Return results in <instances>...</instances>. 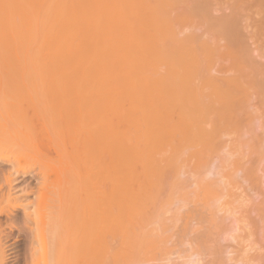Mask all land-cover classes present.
<instances>
[{
	"label": "bare ground",
	"instance_id": "obj_1",
	"mask_svg": "<svg viewBox=\"0 0 264 264\" xmlns=\"http://www.w3.org/2000/svg\"><path fill=\"white\" fill-rule=\"evenodd\" d=\"M48 1L0 0V215L22 210L15 239L25 245L19 260L1 229L0 264H236L231 241L244 244L246 264H264V200L247 183L264 151L246 145L264 135V0ZM104 9L115 20L99 21ZM82 56H99L97 76L89 70L111 81L85 82ZM185 166L193 180L183 191ZM54 170L64 183L49 181ZM69 178L85 193L77 205Z\"/></svg>",
	"mask_w": 264,
	"mask_h": 264
},
{
	"label": "rangeland",
	"instance_id": "obj_2",
	"mask_svg": "<svg viewBox=\"0 0 264 264\" xmlns=\"http://www.w3.org/2000/svg\"><path fill=\"white\" fill-rule=\"evenodd\" d=\"M8 1H9V0H8ZM39 1L42 2V3H47L46 1H48V0H39ZM52 1H53V0H52ZM11 2H12V1H11ZM48 2H51V0H49ZM107 7H108V5H107ZM108 8H111V6L108 7ZM108 10H109V11H108ZM103 12H104V13H103ZM103 12H101V13L99 14V15H102V16L99 17V18H102V19H100L99 21H103V19L105 18V16H107V18H108V16L110 17V15H113V13H115L114 10H111V9H104ZM116 12H117V11H116ZM104 15H105V16H104ZM114 15H115V14H114ZM114 15H113V16H114ZM115 16H116V15H115ZM115 16H114V20H115ZM107 18H105V19H107ZM111 18H112V17H111ZM105 19H104V20H105ZM108 19L111 20L110 18H108ZM108 19H107L106 21H108ZM112 19H113V18H112ZM114 20H113V21H114ZM111 22H112V21H111ZM109 25H112V24L109 23ZM109 25H108V26H109ZM113 25H114V23H113ZM30 26H31V25H29L28 28H30ZM34 27H35V26H34ZM36 27H37V26H36ZM36 27H35V29H36ZM106 27H107V25H106ZM107 28H108V27H107ZM115 28H116V26H115ZM115 28H111V29H112V31L117 29V30L115 31V32L117 33V31H119V30H118L119 28H116V29H115ZM36 30H37V29H36ZM109 30H110V28H109ZM120 31H121V30H120ZM34 32H35V35H36L37 32H36L35 30H34ZM29 33H30V34H29ZM109 34L112 36L111 33H109ZM119 34H120V33H118V35H119ZM121 34H123V33H121ZM121 34H120V37H121ZM114 35L116 36L117 34H114ZM118 35H117V36H118ZM26 36H28L27 38H31V37L33 36V30H32V33H31V32H27V33H26ZM30 36H31V37H30ZM105 36H106V35H105ZM108 36H109V35L107 34V37H108ZM46 37L48 38L49 36H46ZM46 37H44L43 39H45ZM109 37H110V36H109ZM118 38H119V36H118ZM118 38L115 37V39H118ZM31 39L33 40V37H32ZM36 39H37V38H36ZM49 39H50V37H49ZM49 39H45V40H47V41L43 40V44H44L45 42H48ZM106 39H107V38H106ZM37 40H38V39H37ZM51 41H52V40L49 41L50 43H45V44L47 45V46L45 45V47H44L45 49H44V48L41 49L40 46H39V48H38L39 51H40V49H41L42 52H43L42 54H44V56H42V57L44 58L43 60H45V65H46V64L48 65V64L50 63V61L52 62V60H53V59H52V56L50 57V55H49V54H51V53H50V51H51L50 48H51L52 46H54L53 43H51ZM49 44H50V45L52 44V46L49 47V46H50ZM33 47H34V48H33ZM48 47H49V48H48ZM38 49H37V45L35 46L34 43H33V45H31V46L28 47V50H27L28 53L26 52V57H25V58H26V59H25L26 63H25V65H26V67H27V65H28V69H29V70H28V69H26V70H28V71L30 72V73L28 72L30 75H31V73L33 72V70H32L31 68H33V69L35 68V67H34L35 64H36L35 59L37 58L36 56H37L38 53L41 52V51L39 52ZM52 49H53V47H52ZM33 50H34V51H33ZM53 50H54V49H53ZM32 51H33V53H32ZM44 52H45V53H44ZM29 53H30L31 55H30ZM36 53H37V54H36ZM46 53H48V54H46ZM52 53H53V51H52ZM35 54H36V55H35ZM38 55L40 56V54H38ZM46 55H49V57H46ZM51 55H53V54H51ZM113 55H114V54H113ZM33 56H34V57H33ZM115 56L117 57V55H115ZM82 57L85 58V57H88V56H82ZM96 57H97V56H95V58H96ZM73 58L76 59V57H72L71 59H73ZM79 58H80V57H79ZM90 58H91V57H90ZM93 58H94V57H93ZM95 58H94V60H93V59H89V57H88V59L85 58L86 61H85L84 59L81 60L82 58H80V59H79L80 61H78V63H79V62L84 63V62H87V61H88V62L91 61V62H89L90 64H89L88 66H87L86 63H85L84 65L87 66V67L85 66L86 69H87V72H89V71H90L89 69L91 68V71L94 70L93 72L96 73V72H97V69H99V71H100V68H97V67H96L97 69L93 68V67H95V66L93 65V64H95ZM98 58H99V56L96 58V60H100V59H98ZM108 58H109V57H108ZM111 58H112V56H111ZM111 58H110V59H111ZM114 58H115V57H114ZM117 58H118V57H117ZM46 59H47V61H49V59H52V60H50L49 63H48V62L46 61ZM69 59H70V58H69ZM69 59H68V60H69ZM71 59H70V60H71ZM77 59H78V58H77ZM77 59H76V60H77ZM104 59L107 60V56H105ZM112 59H113V58H112ZM121 59H122V57H121ZM121 59L118 58L117 61H116V59H115L114 64H116L115 62H117V64H118V63L120 64V61H118V60H121ZM102 60H103V59H102ZM122 60H123V59H122ZM125 60H126V59H125ZM65 61H66V60H65ZM71 61L76 62L74 59L71 60ZM83 61H84V62H83ZM104 61H105V60H104ZM104 61H99V62H102V64H98V63L96 62V64H97L96 66H98V65H104V63H105ZM108 61L111 62L110 60H108ZM34 62H35V64H34ZM103 62H104V63H103ZM112 62H113V60H112ZM112 62H111V64H112ZM123 62H124V61H123ZM43 63H44V61H43ZM76 63H77V62H76ZM78 63H77V65H78V69H77V67H76V66H77L76 64H75L76 66H73L74 64L72 65V68L75 69V67H76V69H77V70H76V69H75V70L73 69L74 71H79L80 69H83V68H82V67H83L82 63H80V66H79ZM121 63H122V62H121ZM126 63L128 64V62H126ZM31 64H32V65L34 64V66H32ZM107 64H108V63H107ZM109 64H110V63H109ZM109 64H108V65L105 64L106 67H105V66H104V67L106 68V70H107V67L110 66ZM119 64H118V66H119V68H120L121 65H122L123 63H122L121 65H119ZM123 65H124V64H123ZM123 65H122V66H123ZM81 66H82V67H81ZM114 66H115V65H114ZM30 67H31V68H30ZM70 67H71V66H70ZM79 67H81V68L79 69ZM85 67H84V69H85ZM112 67H113V66H111L110 68H112ZM124 67H125V65H124ZM124 67H123V68H124ZM127 67H129V66H126V68H127ZM72 68H71V69H72ZM114 68H118V67L115 66V67H113V69H114ZM123 68H122L121 72L123 71ZM84 69H83V70H84ZM103 69H104V68H103ZM124 69H125V68H124ZM133 69H135V68H132V67L129 68V70L131 71V72H130V71H129V72H130V73H133V71H132ZM83 70H80V71H82L81 73H83ZM114 70H115V69H114ZM118 70L120 71V69H118ZM126 70L128 71V69H126ZM80 71H79V72H80ZM84 71H85V70H84ZM91 71H90V73H91ZM104 71H105V69H104ZM104 71H102V73H103ZM116 71H117V70H116ZM116 71H114V72L116 73ZM105 72H106V71H105ZM108 72H110V71L108 70ZM108 72H107V73H108ZM114 72H112V70H111L110 74H111L112 76H114V74H113ZM117 72H118V71H117ZM124 72H126V71H124ZM98 73H99V72H98ZM119 73H120V72H119ZM126 73L128 74V72H126ZM134 73H135V70H134ZM134 73H133V74H134ZM88 74H89V73H86V72H85V74H83V76H84V77H83V80H84V78H86L85 82H86L87 80H89V82H90V81H93V80H94V77L97 76V73L95 74V76H94L92 73H91V75H90V74L88 75ZM103 74H105V73H103ZM103 74H99V75H98L99 78H98V77H95V78H96V79L98 78L100 81H104L103 78H104L105 80H107L108 77L104 76ZM110 74L108 73L107 75L109 76ZM122 74H123V76H124V75H127V74H125V73H122ZM122 74L120 73V74L118 75L119 77H118V76H114V77H115V78L118 77L117 79H119V78H121V75H122ZM27 75H28V74H27ZM85 75H86V76H85ZM115 75H117V74H115ZM123 76H122V77H123ZM128 76H129V74H128ZM128 76H127V77H128ZM130 76H131V77H134L135 74H134V76H132V74H130ZM136 76H137V73H136ZM136 76H135L133 79L136 80ZM156 76H157V75H156ZM91 77H93V78H91ZM109 77H111V76H109ZM29 78H30V77H28V80H27V78H26V81H27V82H30V81H31V80H29ZM115 78H113L112 80H116ZM123 78H124V79H123ZM123 78H122L123 81L126 82L125 79H127V80L129 81V78H130V77H128V78L123 77ZM152 78H153V77H152ZM154 78H155V77H154ZM154 78H153V79H154ZM156 78H157V77H156ZM92 79H93V80H92ZM96 79H95V81H97ZM110 79H111V78H110ZM110 79H108L107 81L109 82ZM5 80H6V78H5ZM100 81H99V82H100ZM110 81H111V80H110ZM116 81H118V82L120 81V84H121V82H122V80H116ZM31 82H32V81H31ZM31 82H30V83H31ZM124 82H122L123 87H124V85L126 84V83H124ZM144 82H145V81H144ZM150 82H151V81H150ZM32 83H33V82H32ZM45 83H46V82H45ZM47 83H48V82H47ZM87 83H88V82H87ZM95 83H96V82H95ZM104 83H105V82H104ZM113 83H114V81H113ZM115 83H117V82H115ZM136 83H137V80H136ZM138 83L140 84V82H138ZM148 83H149V80H148ZM28 84H29V83H28ZM96 84H99V83H96ZM96 84H95V85H96ZM107 84H108V83H107ZM107 84L105 83V85H107ZM29 85H30V84H29ZM102 85H103V83H102ZM109 85H114V84H109ZM117 85H119V83H118ZM140 85H142V84H140ZM146 85H147V84H146ZM143 86H144V84H143ZM124 93H125V92H122V95H123ZM124 96H125V95H124ZM124 96H123V97H124ZM124 98H125V97H124ZM124 98H123V102H124V101H127V99L125 98V100H124ZM127 102H128V101H127ZM124 103H125V102H124ZM125 104H126V103H125ZM125 104H124V105H125ZM127 104H128V103H127ZM126 106H127V105H125V107H126ZM131 108H132V107H131ZM139 108H140V107H139ZM132 109H133V108H132ZM140 109H141V108H140ZM263 119H264V118H263ZM260 121H261V119L259 120V122H260ZM254 124H256V122H255ZM254 124H253V125H254ZM259 124H260V123H257L258 126H259ZM262 124H263V123H262ZM257 125L254 126V128H255V129L253 130V131H254V134H255V132L258 131L257 128L260 129ZM260 125H261V124H260ZM125 126H126V125H125ZM125 126H124V127H125ZM131 127H132V126H131ZM131 127H130V128H131ZM252 127H253V126H252ZM256 127H257V128H256ZM125 128H126V127H125ZM134 128H135V127H133L132 129H129V128H128V129H129V131H130V130L133 131ZM123 129H124V128H123ZM128 129H126V131H127ZM263 129H264V127H263ZM263 129H260V131H258L257 133H259V132L263 133V132H264V131L262 132ZM255 130H257V131H255ZM130 133H131V132H130ZM261 133H259V134H261ZM252 134H253V133H252ZM252 136H253V135H252ZM260 136H261V137H260ZM260 136H258V135L256 136L257 138L260 137V138H258L257 141L255 140L256 137H255V138H253L254 136L252 137V138L254 139V141L258 144V145L256 146V143H254L255 146H256L255 149L253 148V147H255V146L252 144V145H253V147H252L251 144L249 143V142L252 143V141L250 140V138H248V137H244L246 140H250L249 142H247V141H244V142H245V143L247 142V143L250 144V145H249V144L246 143L247 147L251 148V149H249V150L254 151V150L258 149V152L261 154V152L264 151V144L262 143V142H263V141H262V139H263L262 137H264V135L261 134ZM242 139H243V138H242ZM242 139H241V142L243 143ZM243 140H244V139H243ZM254 141H253V142H254ZM174 142H175V141H174ZM138 143H140V141H139ZM242 145H243V144H242ZM246 145H244V148H245ZM250 146H251V147H250ZM247 147H246V149H247ZM252 148H253V149H252ZM246 151H247V150H246ZM256 152H257V151H256ZM258 152H257V153H258ZM263 153H264V152H263ZM158 154H160V155H161V154H164L163 156L165 157V155L167 156V154H169V151L166 149L165 151H161V152H159ZM158 154L155 153V154H154V157L157 156L158 158H160L161 156L159 157ZM221 154H222V153H221ZM221 154H220V155H221ZM263 155H264V154H262V156H263ZM257 156H258V154H256V156H253L254 159L258 158ZM185 157H186V156H185ZM220 157H221V156H220ZM223 157H224V156H223ZM259 157H260V156H259ZM155 158H156V157H155ZM260 158H261V157H260ZM184 159H185V158H184ZM258 159H259V158H258ZM156 161H157V159H156ZM186 161H187V160H186ZM263 161H264V159H263ZM158 162H159V161H158ZM191 162H192V161H191ZM261 163H262V161L260 162V164H261ZM160 164H161V163H160ZM162 164H163V163H162ZM187 164H189V163H187ZM263 165H264V162H263ZM263 165L261 164V165L258 166V171H257V173H258V172H259V173H258V174H255V173H254L255 175L253 174V176L249 179L250 181L247 182L248 185L251 184V185H249V186L247 185L248 187L251 186V187H250L251 190H249V192L251 191V192H250L251 195H254V197H255L256 199H258V201H259V200L261 201L262 199L264 200V187H263V186H264V179H263V178H264V170H263L264 166H263ZM43 166H45V165H43ZM138 166H139V168H140L141 165L137 164V167H138ZM261 166H262L263 168H261ZM57 167H58V168H57ZM62 167H63V165H62ZM66 167H67V165H66ZM66 167H65V165H64V168H66ZM137 167H136V169H137ZM186 167H187V166L183 167V168H184L183 170H186L187 172H186V171H183L184 173H181L183 177L186 175V176L183 178L184 181L186 180V186H185V187L182 186V182H183V181H181V186H182V188H184V189H182L183 191H184L186 188H188L187 185H188L189 181H190V180H191V181L193 180L192 177H191V178H188L189 175H191V173H190V172H191V169H189V168H191V167H189V168H188V167L186 168ZM53 168H56V169H57L56 171H57V172L59 171L60 173H61L60 170H63V171H64V168L62 169L60 165H58V166L56 165V167H53ZM69 168L71 169L70 166H69ZM69 168H68V169H69ZM139 168H138V172H139ZM59 169H60V170H59ZM56 171L54 170L53 173H51V174H54V176H55L54 178H53L52 175H50V176H52V177H51L52 179L50 178L51 180H49V178H48V180H49L50 182H52L53 180H54V181L56 180L55 182H58L57 180L60 179V175H58L59 172H58V174H56V173H57ZM66 171H68V170H66ZM136 171H137V170H136ZM55 172H56V173H55ZM140 172H141V171H140ZM32 173H33V170H31V171L27 174L26 177L30 176ZM185 173H186V174H185ZM55 174H56V175H55ZM181 174H180V175H181ZM183 174H184V175H183ZM64 175H65V174H64ZM138 175H139V174H138ZM180 175H179V176H180ZM180 177H181V176H180ZM211 177H212V176H211ZM257 177H258V178H257ZM56 178H57V179H56ZM238 178H239V177H238ZM63 179H64V177H63ZM63 179H62V182L64 183ZM71 179H72L73 182L70 181V178H69V182H72V183H68L70 189H69L68 186H67L66 188H68V189H67L68 191H66V189H65L64 191H66V193H68V192L70 191L69 194L72 196V201H70L69 199H66V200H69L72 204L74 203L75 205H77V203H75V202L78 200L77 198L80 197V195H82V194H83V197H82V198H84V194H85V193H83L84 191L81 190V188H80L81 185L78 186L79 188L77 187V185H79V183L81 184L80 179H78V183H76V184H75V182H74V180L76 181V179H73V178H71ZM174 179H175V178H174ZM187 179H188V180H187ZM258 179H259V180H258ZM176 180H177V179H176ZM179 180H180V178H179ZM179 180H177V181H178V182H177L178 184H180V183H179ZM181 180H182V177H181ZM253 180H255V181L252 183L251 181H253ZM37 181H39L38 178H35L34 180H31V184H35V182H37ZM174 181H175V180H174ZM50 182H49V185H51ZM55 182H53V183H55ZM59 182H61V179H60ZM59 182H58V183H59ZM62 182H61V183H62ZM76 182H77V181H76ZM136 182H137V181H136ZM136 182H135V184H136ZM138 182H139V181H138ZM138 182H137V183H138ZM164 182H165V181H164ZM164 182H163V184H165ZM58 183H57V186H59ZM177 183H176V185H177ZM55 184H56V183H55ZM71 184H73V185H71ZM133 184H134V181H133ZM133 184H131L132 187H135V185L133 186ZM167 184H168V183H167ZM173 184L175 185V183H173ZM173 184H172V185H169V184H168V185H169V186H173ZM53 185H54V184H53ZM61 185H62V184H61ZM137 185H138V184H137ZM165 185H166V184H165ZM165 185H164V186H165ZM168 185H166V186H168ZM243 185H244V184H243ZM29 186H30V184H29ZM54 187H55V186H50V187L48 186V189H49V190L47 189V191H49V192L51 191L50 193H54L53 191H56V192H57L58 190H55ZM59 187H60V186H59ZM136 187H137V189L139 188L138 186H136ZM161 187H163V186H161ZM175 187L177 188V186H174L172 190H171V189H167V190H165V191L171 190V191L174 192V188H175ZM191 187H193V186H191ZM191 187H190V189H191ZM75 188H76V190L79 189V195H78V191H75V192H76V195H75V192H74L73 190H72L73 195L71 194V189H75ZM167 188H168V187H167ZM178 188H179L178 190H181V189H180V188H181L180 186H179ZM258 188L260 189V191H259ZM33 189H34V188H33ZM56 189H58V188H56ZM147 189H148V188H147ZM160 189H162V188H160V186H159V190H160ZM163 189H166V187L163 188ZM131 190H132V189H131ZM133 190H135V189L133 188ZM157 190H158V188H157ZM175 190H176V192L178 191L177 189H175ZM138 191L140 192V190H138ZM160 191H162V190H160ZM183 191H181L180 195L182 194ZM247 191H248V189H247ZM80 192H82V194H80ZM163 192H164V190H163ZM178 192H179V191H178ZM249 192H248V193H249ZM254 192H255V193H254ZM33 193L36 195V194H37V191L34 189L33 192H30L29 195H28V194L26 195V198L29 199V200H32V199L35 197V195H34ZM50 193H49V194H50ZM156 193H157V192H156ZM156 193H155V195H154L153 198H156V200H157V199L159 198V196H160L159 194L162 193V192L159 193V191H158V193H157V194H156ZM168 193H169V191H168ZM168 193H166V195H167ZM174 193H175V192H174ZM174 193H173V194H174ZM250 193H249V194H250ZM258 193H259V194H258ZM261 193H262V194H261ZM63 194H64V192H63ZM63 194H62V195L59 194V195L61 196L62 200H63V198H66L67 196H69V198L71 199V196H70L69 194H68L67 196H65L66 194H64V195H63ZM163 194H164V193H163ZM170 194H171L172 196H174V195L172 194V192H171ZM170 194H169L168 196L171 198L172 196H171ZM177 194H178V193H177ZM32 195H33V196H32ZM50 195H51V194H50ZM166 195H165V194H164V196L161 195L160 198H161L162 196L165 197ZM175 195H176V194H175ZM256 195H259L260 197H259V196L256 197ZM261 195H262V196H261ZM31 196H32V197H31ZM63 196H64V197H63ZM74 196H75V197H74ZM176 196H179V194L176 195ZM23 197H24V196H23ZM54 197H55V196H54ZM73 197L75 198V202H74ZM157 197H158V198H157ZM163 197H162V200H164ZM169 197H168V198H169ZM58 198H59V197H58ZM80 198H81V197H80ZM80 198H79V201H80ZM62 200H61V202L64 201V200H63V201H62ZM66 200H65V201H66ZM158 200H159V199H158ZM55 201H56V199H55ZM65 201H64V202H65ZM69 201H66V202L68 203ZM79 201H78V205H79V204L81 205V203H80ZM82 201H83V200H82ZM66 202H65V203H66ZM59 203H60V200H57L56 204L58 205ZM53 204H54V205H53V208H55V210L57 211L55 214H57V213L59 212V211H58V207H57V205L55 204V202H54ZM72 204H71V205H72ZM60 205H61V203H60ZM63 205H64V204H63ZM67 205H68V204H67ZM67 205H66V206H67ZM75 205H72V207L74 206V207H73L74 209H76V206H75ZM80 205L77 206V207L80 208ZM58 206H59V205H58ZM63 207H65V206H63ZM70 207H71V206H70V203H69V205L67 206V208L65 207V208H63V209H64V210H65V209L68 210V208H70ZM32 208H33V206H32ZM47 208H48V207H47ZM47 208H46V210L44 209L45 212L47 211ZM53 208L51 207V209H53ZM61 208H62V207H61ZM73 208H72V210L74 211ZM79 208H77V210H78ZM49 209H50V207H49ZM49 209H48V210H49ZM63 209H61V211H63ZM55 210H54V212H55ZM59 210H60V209H59ZM69 210H71V208H70ZM21 211H22L21 209H19V210H17V211H14L15 213H13V215H12V217H13V216H14V217H13V218L10 217L9 219H7V217H6L5 215H0V220L2 221V222L0 221V224L2 223V224L0 225V230L2 229L1 231L3 232V233L1 232V234H2L3 236H4V235H5V236H6V235L8 236V238H7V240H6L8 243L15 242L14 244H18V245H16V247H15V249H16L15 255L17 256V258H18L19 260L21 259L22 254H23V252H24V248H25L24 241H23L24 238H22L23 236H20V237H19V239L21 238L20 240L18 239V240L16 241V239H15V238H16L15 236H17V235L19 234V229H20V228H19L18 226L20 225V219H21L20 216L22 215ZM42 211H43V210H42ZM42 211H41V212H42ZM61 211H60V212H61ZM65 211H66V210H65ZM75 211H76V210H75ZM16 212H17V213H16ZM43 212H44V211H43ZM50 212H51V210H50ZM52 212H53V210H52ZM54 212H53V213H54ZM48 213H49V212H47V214H48ZM62 213H64V212H62ZM14 214H15V215H14ZM17 214H18V215H17ZM40 214H41V213H40ZM43 214H44V213H43ZM49 214H50V213H49ZM60 214H61V213H60ZM19 215H20V216H19ZM53 215H54V214H53ZM73 215H74V214H73ZM49 216H50V215H49ZM4 217H5V218H4ZM42 217H43V215H42ZM42 217L40 216L39 220L42 219ZM46 217H48V215H47ZM46 217L44 216L45 219H46ZM16 218H18V219H16ZM44 218L42 219L43 221H44ZM2 219H3V220H2ZM74 219H76V217H73V221H75ZM10 220H11V221H13V220L15 221V220H16V221H15L16 225L14 224L15 227H13V228H11V229H10L9 226L7 225L9 222H11ZM42 220H40V221L43 222ZM14 221H13V222H14ZM71 221H72V220H71ZM73 221H72V222H73ZM5 222H6L7 224H6ZM43 223H44V222H43ZM18 224H19V225H18ZM17 225H18V226H17ZM16 226H17V227H16ZM14 228H15V229H14ZM12 229H13V230H12ZM10 232H11V233H10ZM47 232L49 233V231H47ZM47 232H46V235H45V238H46V239H47ZM50 234H52V233H49V235H50ZM11 236H12V237H11ZM9 237H10V238H9ZM49 237H50V236H49ZM230 244L233 245V246H232V251H233V250H236V251H233L234 257L232 256V259H234V260L236 261V264H238L240 260H242V261H240L239 264H246V260H248V259H247V257H248L247 255H248V254L242 253V252H243L242 249H243V245H244V244H241V245L236 244V243L234 244L233 241H231ZM234 245H236V246H234ZM261 245H262V247H264V241L261 242ZM261 245H260V246H261ZM237 246H238V248H237ZM239 246H241L242 248L240 247V249H239ZM240 250H241L242 252H240ZM236 252H237V253H236ZM241 253H242V254H241ZM233 254H232V255H233ZM235 254H238V255H236L237 258H238V261H237V259H235V258H236V257H235ZM240 254H241V259L239 258ZM243 254H244V257H245V258L243 257ZM250 255H251V253H250ZM249 257H250V256H249ZM232 262H233V261H232ZM243 262H244V263H243ZM247 264H248V263H247Z\"/></svg>",
	"mask_w": 264,
	"mask_h": 264
}]
</instances>
